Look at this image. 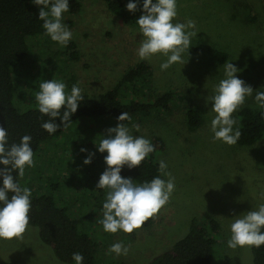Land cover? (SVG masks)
<instances>
[{
	"label": "rangeland",
	"instance_id": "374dc122",
	"mask_svg": "<svg viewBox=\"0 0 264 264\" xmlns=\"http://www.w3.org/2000/svg\"><path fill=\"white\" fill-rule=\"evenodd\" d=\"M81 3L75 15L64 14L79 60L68 61L62 54L64 47L44 34L26 38L30 52L17 69L18 90L13 99L18 110L37 108L35 94L40 83L53 78L63 80L68 91L78 84L82 92L98 98L140 60L137 49L142 34L137 33L138 25L118 18L98 0ZM188 20L195 22L198 32L192 38L188 62L161 71L160 64L167 57L158 54L146 59L152 67L151 84L140 88L141 92L156 93L176 89L183 98L175 96L171 112L159 111L146 120L133 119L126 124L134 136L164 139L165 150L158 154V161H166L167 170L175 178L170 202L153 216L149 228L140 227L131 233L133 236L122 231L112 234L105 233L97 221V217L102 218V208L97 207H102L106 192L96 184L105 169L103 157L107 153L96 151L95 144L101 136L107 137L109 128L116 127L115 118H77L67 130L40 144L35 166L20 178L21 185L33 194H52L57 206L67 208L71 217L79 219L80 231L101 242L100 264L116 259L148 264L186 234L192 219L204 223L212 218L220 224L218 234L213 233L216 243L212 264H224L225 259L226 264H252L251 248L229 249L227 240L234 216L264 204V143L238 147L214 140L210 120L215 114L209 111L211 103L205 106V99L223 78L226 61L241 69L238 78L254 91L264 89V0H178L176 21ZM219 52L226 54L222 62L217 61ZM254 94L244 105L255 103ZM189 102L200 108L203 117L193 131L184 120ZM81 147L96 152L90 165L83 164L86 154L80 152ZM29 228L33 231L26 230L22 238L0 239V264H66L40 242L36 228ZM121 240L131 246L130 253L110 254V245Z\"/></svg>",
	"mask_w": 264,
	"mask_h": 264
},
{
	"label": "clouds",
	"instance_id": "9594fccd",
	"mask_svg": "<svg viewBox=\"0 0 264 264\" xmlns=\"http://www.w3.org/2000/svg\"><path fill=\"white\" fill-rule=\"evenodd\" d=\"M38 9V19L43 21L41 27L44 35L62 47H67L73 38V32L64 23V14L70 11V0H31ZM129 12L135 13L139 8L142 15L135 21L139 40L137 56L140 60L155 55L167 59L160 64V70L166 71L174 64L185 65L189 59L192 38L198 32L192 20L186 23L176 21L178 0H128L125 5ZM187 54V60H185ZM241 71L230 61L223 64V78L214 86L213 94L205 99V106L211 103L209 111L215 115L210 120V131L214 140L235 145L241 137L239 118L234 115L248 97H253L258 108L264 109V91L255 90L238 78ZM264 88V87H262ZM68 85L59 79L44 80L35 94L38 110L48 120L41 127L49 134L67 130L72 123L80 103L85 99L78 84ZM264 116V111L261 112ZM127 112L117 117L116 127L108 129L107 137L101 136L96 151L105 152V169L96 184L99 190H105L102 203V218L98 223L105 233L124 232L131 234L139 229L149 218L157 214L170 202L175 190V178L167 170L166 161L158 163L159 175L150 181L135 183L131 177L122 176L125 166L129 170L138 168L153 153L155 145L142 135L134 136L124 121H129ZM137 131L139 126H134ZM85 153L84 165H90L96 152L86 147L80 148ZM35 166L32 137L24 135L19 143L9 144L7 128L0 126V239L22 238L28 230L32 191L22 186L18 178L25 175L28 168ZM163 177V178H162ZM229 249L238 247L264 246V204L252 210L236 215L230 224ZM131 246L124 241L110 245L109 253L127 256ZM75 264H83L84 256L76 252L72 255Z\"/></svg>",
	"mask_w": 264,
	"mask_h": 264
},
{
	"label": "trees",
	"instance_id": "16d2710c",
	"mask_svg": "<svg viewBox=\"0 0 264 264\" xmlns=\"http://www.w3.org/2000/svg\"><path fill=\"white\" fill-rule=\"evenodd\" d=\"M98 1L107 11L133 25H137L135 21L142 15L139 8L135 13L126 9L125 5L128 0ZM81 7V0H70V11L67 14L75 15ZM38 12L39 9L31 3V0H0V126L7 128L9 144L19 143L22 136L30 135L34 156L39 151L42 142L63 131L49 134L41 127L48 117L42 115L38 107L21 111L13 103L14 95L18 90L16 78L19 72L17 73V69L23 66L30 52L26 38L44 34L41 27L43 21L38 19ZM67 23L70 25L71 21ZM62 54H65L68 61H77L80 58L77 44L73 40H70L68 46L64 47ZM219 55L217 61L222 62L226 54L219 52ZM151 76V65L146 60H138L128 67L119 79L98 98L91 97L85 91L82 92L85 99L80 103L77 112L72 115V122L79 117L109 116L117 119L121 113L127 112L131 119L124 123L129 124L133 119L146 120L159 111L171 112L175 96L179 95L183 98V95L179 94L176 89H167L161 93L141 92L142 86L151 84ZM262 111L264 109L258 108L256 103L244 105L237 111L241 137L235 144L236 146L250 147L258 142L264 143ZM184 120L189 130H196L203 121L200 108L191 102L186 104ZM150 140L156 150L138 168L129 170L125 166L121 173L122 176L133 178L135 183H143L160 174L157 156L165 150V142L159 136H153ZM18 179L20 181V178ZM54 186L52 185L53 188ZM97 208L102 207L98 205ZM90 213L92 211L87 212L85 216H89ZM29 215V226L36 228L40 242L52 249L58 261L75 264L72 255L79 252L84 256L83 264H100L98 253H100L101 242L94 240L88 233L80 231L79 219L71 217L67 208L57 206L52 194L32 193V207ZM152 218H149L141 228H149ZM219 229V222L213 218L204 223L192 219L186 234L176 240L169 249L153 256L148 264H212L216 243L213 233L218 234ZM28 230L33 231V228ZM130 235L133 236V234ZM132 236L129 237L132 238ZM251 253L252 264H264V246L251 247ZM226 260L224 264L227 263ZM110 263L132 264L117 259Z\"/></svg>",
	"mask_w": 264,
	"mask_h": 264
}]
</instances>
